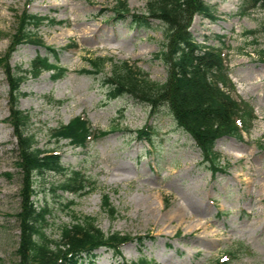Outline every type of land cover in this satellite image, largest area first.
<instances>
[{
    "label": "rangeland",
    "instance_id": "rangeland-1",
    "mask_svg": "<svg viewBox=\"0 0 264 264\" xmlns=\"http://www.w3.org/2000/svg\"><path fill=\"white\" fill-rule=\"evenodd\" d=\"M125 1L140 15L149 0ZM205 1L209 14L195 15L189 32L198 45L222 52L229 79L224 90L257 115L242 140L226 136L217 141L222 169L215 175L166 107L153 113L134 98L111 99L103 85L123 62L154 82H166L168 68L156 58L166 42L162 22L153 20L145 29L133 26L131 18L114 19L115 0H0V59L9 53L18 16L25 11L56 22L45 21L36 30L41 44L26 42L12 53L9 67L23 78L17 105L31 115L25 130L40 148L56 151L65 167L96 182L80 198L58 191L64 175L50 172L30 180L38 194L32 199L53 208L48 234L58 238L59 229L77 214L96 219L106 235L117 232L132 239L121 247L122 258L100 248L94 261L84 264H224L229 255L232 261L226 264H264V10L253 0ZM37 57L56 61L66 76L57 81L53 72L34 76ZM95 58L107 60L104 73H83L92 69L88 60ZM10 91L0 66V264L20 263L24 237L19 213L25 179L15 129L8 121ZM78 116L107 134L86 148L68 140L56 143L52 131ZM142 130L150 140L138 136ZM105 195L118 212L113 219L103 208ZM70 201L74 206L66 209ZM199 202L205 205L201 212L195 208ZM177 204L186 208L187 218L177 216Z\"/></svg>",
    "mask_w": 264,
    "mask_h": 264
},
{
    "label": "trees",
    "instance_id": "trees-1",
    "mask_svg": "<svg viewBox=\"0 0 264 264\" xmlns=\"http://www.w3.org/2000/svg\"><path fill=\"white\" fill-rule=\"evenodd\" d=\"M115 1L112 9L114 19L131 18L133 26L145 29L151 28L153 20L162 22L166 42L163 49L156 53V58L168 68V77L165 83L160 84L152 81L140 68L123 62L121 66L113 69L111 76H106L103 80V85L108 87L109 98L118 99L125 96L134 98L149 105L153 113L166 107L178 127L187 133L201 150L203 163L213 174L217 173L221 170L219 155L215 151L217 141L225 136L242 139V131H250L256 116L252 107L236 101L221 88V85L227 86L229 79L220 50L214 48L203 50L189 32L196 14H209L206 1L149 0L146 12L140 15L132 13L127 1ZM253 1L260 3L264 10V0ZM45 21L56 23L54 20L26 11L18 16L15 40L9 53L0 59V66L6 70L10 83L11 111L8 121L15 129L20 155L18 165L25 179L23 191L25 204L19 213L24 234L21 248L18 249L21 259L19 264L91 263L100 248L112 250L122 258L121 247L132 240L129 236L117 232L106 235L98 227L96 219L74 214L72 222L61 227L58 238H54L48 234L54 221L53 208L46 201L39 205L32 199L38 194L35 193L30 180L36 177L43 178L50 172L66 177L63 184L58 186V191L76 197L89 195L96 186V182L83 172L66 168L56 151L40 148L36 137L27 134L25 130L31 121V115L18 109L17 101L20 99L23 78L11 71L9 67L11 56L26 42L36 45L43 42L38 38L36 30ZM52 53L57 54L53 49ZM262 57L264 61V52ZM88 61L92 69L83 73L93 76L104 73L107 61L105 58ZM44 71L54 72L52 76L54 80L61 79L67 74L65 68H60L56 61L51 62L49 57H37L31 73L39 76ZM106 134L107 132L93 131L87 119L76 117L67 125L52 131L51 138L56 143L68 140L76 148H86L90 142ZM138 136L150 140L149 134L145 131L139 132ZM52 190L54 191V188ZM73 206V201L64 205L66 209ZM103 208L110 218L116 217L118 212L108 195L103 196ZM144 263L145 261L122 264Z\"/></svg>",
    "mask_w": 264,
    "mask_h": 264
},
{
    "label": "bare ground",
    "instance_id": "bare-ground-1",
    "mask_svg": "<svg viewBox=\"0 0 264 264\" xmlns=\"http://www.w3.org/2000/svg\"><path fill=\"white\" fill-rule=\"evenodd\" d=\"M160 206H161V203H159V208H160ZM204 207H205V205H203V203H201V202H199L196 206H195V208H196V210L198 211V212H201L202 210H204ZM160 211H161V209H159ZM175 210H176V214H177V216L178 217H183V218H187L188 217V213H187V211H186V208L185 207H183L182 205H176V207H175ZM197 229V228H196Z\"/></svg>",
    "mask_w": 264,
    "mask_h": 264
}]
</instances>
